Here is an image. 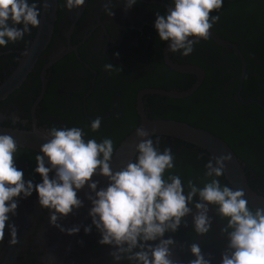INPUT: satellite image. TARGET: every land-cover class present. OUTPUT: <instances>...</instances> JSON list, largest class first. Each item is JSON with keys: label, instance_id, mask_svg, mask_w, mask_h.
<instances>
[{"label": "flooded vegetation", "instance_id": "obj_1", "mask_svg": "<svg viewBox=\"0 0 264 264\" xmlns=\"http://www.w3.org/2000/svg\"><path fill=\"white\" fill-rule=\"evenodd\" d=\"M34 2L42 13V0ZM172 3L137 0L126 10L125 0H85L82 8L69 11L66 0H56L48 41L15 85L10 84L12 76L39 28L25 34L23 40L0 46V130L79 127L86 141L95 139L99 143L110 138L115 151L140 124V102L147 119L178 121L223 140L241 164L249 187L264 197V0H224L222 8L212 13L219 16V21L208 39L195 43L187 57L170 53L169 43L161 41L155 29L157 13L165 15ZM106 5L112 16L104 9ZM109 63L114 66L111 71L105 69ZM144 90L174 95L141 94ZM96 118L101 119V127L93 132L90 125ZM159 137V150L170 147L175 158L174 168L166 171L165 178L179 175L186 191L188 180L203 187L212 179L204 175L212 157L206 150L170 136ZM39 153L18 145L15 164L23 171L26 183H42L35 172ZM54 175L50 173V178ZM216 179L230 186L225 176ZM198 199L194 198V203ZM38 200L35 191L31 197L16 198L18 208L15 215L9 214L8 224L16 225L19 243L9 246L11 236L6 224L0 264H48L51 244L61 231L51 225L50 211ZM209 207L213 223L207 235L194 232V207L193 213L184 218L186 227L182 223L175 233H165L164 239L176 241L173 259L180 264H189L195 258L190 251L192 243L200 246L210 264H221L227 245L221 229L227 222ZM65 221L62 217L58 223L64 228ZM87 226L92 228L90 234L84 231ZM101 238L89 215L63 264H116L110 255L113 247L101 245ZM119 264L130 262L121 260Z\"/></svg>", "mask_w": 264, "mask_h": 264}, {"label": "clouds", "instance_id": "obj_2", "mask_svg": "<svg viewBox=\"0 0 264 264\" xmlns=\"http://www.w3.org/2000/svg\"><path fill=\"white\" fill-rule=\"evenodd\" d=\"M224 0H173L165 15L157 13L155 29L160 40L169 43V52H180L187 57L194 51V44L208 39L213 25L219 21L212 15L223 6ZM137 0H125L126 10ZM85 0H66L69 11L79 10ZM43 10L51 4L42 0ZM113 15L110 6L104 8ZM40 6L34 0H0V46L23 40L25 34L41 26ZM22 25L23 27H18ZM196 38L195 40L190 38ZM23 55L28 56L26 50ZM118 55V54H117ZM111 63L105 65L113 70ZM91 130L98 131L101 119L91 121ZM146 128L136 129L138 143L134 147L138 155L134 161L117 171L111 162L114 154L113 141L105 138L101 142L84 139L79 127H52L50 130L34 129L45 143L36 155L35 172L42 177V183L24 181V173L15 164L18 144L13 136L0 134V243L5 240L6 224L10 230V247L19 241L17 227L8 224L9 214L15 215L18 208L16 198L31 197L38 193L39 205L50 211V223L68 235L78 234L79 226L63 228L58 221L67 217L74 209L83 207L78 190L88 185L95 196H88L92 203L89 215L92 224L101 234L99 243L113 247L110 255L116 264L127 260L130 264H180L173 259L176 241L164 239L165 233H175L182 225L187 226L185 217L193 215V229L197 236L207 235L212 229L210 207L225 220L221 229L227 239L221 264H264V208L253 209L245 198L243 189L222 185L218 177L225 175V165L232 160L231 154L212 156L205 165V176L210 179L199 187L192 180L187 181V191L179 175L169 174L174 168L171 148L160 151V137ZM155 136V141L153 137ZM55 173L50 178V173ZM106 177L109 184L97 191L94 175ZM198 202L194 203V198ZM192 205L193 207H189ZM91 226L85 227L86 234ZM159 241L155 244L148 242ZM138 249V250H137ZM195 257L189 264H210L197 243L190 245Z\"/></svg>", "mask_w": 264, "mask_h": 264}, {"label": "water", "instance_id": "obj_3", "mask_svg": "<svg viewBox=\"0 0 264 264\" xmlns=\"http://www.w3.org/2000/svg\"><path fill=\"white\" fill-rule=\"evenodd\" d=\"M48 2L51 4V8L46 11L42 9L41 26L38 29L36 39L28 50L29 55L24 57L21 65L13 74L11 79L12 81H10L11 85L19 83L20 80L26 75L33 62L36 60L37 55L48 41L55 20L56 0H48ZM215 39L219 43L226 44L217 38ZM154 92L174 95V93L156 90H144L141 94ZM138 110L141 116L140 124L120 142L119 146L114 151L111 162V167L114 172L126 166V164L132 161L134 156L137 154L136 149L133 146L134 142H139L135 133L136 129L143 127L146 128L150 133H152L153 129H155L154 135L170 136L172 138L192 143L201 149L206 150L211 156L219 157L223 154H231L232 160L230 163H226V171L224 175L230 187H233L234 189H243L245 192V198L248 200L249 206L251 208H264V197L256 194L249 187L241 164L239 163L232 149L223 140L205 130L178 121L147 119L142 113L140 102L138 103ZM33 132L34 130H0V134H9L13 136L18 145L40 151L41 145L46 141L42 136ZM92 179L98 183L97 191L106 188L109 184L108 179L99 174L94 175ZM77 195L78 198L83 202V207L74 209L73 212L66 217V224L64 226L65 229H70L73 226H79L80 228L84 220L89 216L92 203L88 199V196H95V193H93L90 187L86 185L84 189L78 190ZM76 235L77 234L68 235L67 232H61L60 235H56V241L51 244L52 249L50 258L48 257V264L64 263V258L68 256Z\"/></svg>", "mask_w": 264, "mask_h": 264}]
</instances>
